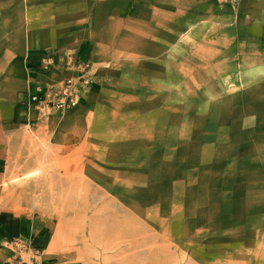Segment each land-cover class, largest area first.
I'll use <instances>...</instances> for the list:
<instances>
[{
  "label": "rangeland",
  "instance_id": "1",
  "mask_svg": "<svg viewBox=\"0 0 264 264\" xmlns=\"http://www.w3.org/2000/svg\"><path fill=\"white\" fill-rule=\"evenodd\" d=\"M226 26H194L169 55L132 54L127 72L118 55L100 61L104 33L91 57L74 51L78 34L44 51L64 78L87 62L90 83L62 111L22 102L4 187L45 225L33 260L150 264L160 247L170 264H264V0Z\"/></svg>",
  "mask_w": 264,
  "mask_h": 264
},
{
  "label": "crops",
  "instance_id": "2",
  "mask_svg": "<svg viewBox=\"0 0 264 264\" xmlns=\"http://www.w3.org/2000/svg\"><path fill=\"white\" fill-rule=\"evenodd\" d=\"M73 0L67 12L61 0H0V264L33 249L31 260L44 251V226L33 215L12 209L4 184L13 138L22 129L26 96L36 85L45 89L61 82L62 69L52 64L47 49H63L65 34H78L74 48L91 57L104 33L103 47L121 57L120 70L128 71V56L153 50L158 57L177 47L180 36L203 23H234L243 8L256 0ZM86 7L87 10H86ZM67 13V18H66ZM99 19V20H98ZM100 26L99 28L97 26ZM169 55V54H168ZM127 56V58H125ZM170 62V60H167ZM112 71L118 67L111 65ZM17 239L22 244L11 243ZM41 246L38 248L35 246ZM41 252V255H42ZM40 264H82L77 259L43 257Z\"/></svg>",
  "mask_w": 264,
  "mask_h": 264
},
{
  "label": "built area",
  "instance_id": "3",
  "mask_svg": "<svg viewBox=\"0 0 264 264\" xmlns=\"http://www.w3.org/2000/svg\"><path fill=\"white\" fill-rule=\"evenodd\" d=\"M232 2L237 3L238 0H232ZM78 71L71 76L64 78L61 82L56 85L50 84L45 89L40 85L34 87V92L31 93L30 100L32 103H45L51 105L57 111H62L63 109L74 105L81 93L88 87L90 83V78L87 75L85 68L88 67L87 62H79ZM11 243L22 244V242L17 239H13ZM34 253H38L37 249H33ZM7 264H40L35 260H26L22 257H12Z\"/></svg>",
  "mask_w": 264,
  "mask_h": 264
},
{
  "label": "bare ground",
  "instance_id": "4",
  "mask_svg": "<svg viewBox=\"0 0 264 264\" xmlns=\"http://www.w3.org/2000/svg\"><path fill=\"white\" fill-rule=\"evenodd\" d=\"M108 221V220H107ZM100 224V221L94 222L98 228L96 229L99 233H113L115 230V222L108 224V222ZM130 222V221H129ZM122 223V222H120ZM144 230V229H142ZM171 252V251H170ZM146 258L150 261V264H170L171 263V254L161 249L160 247H153L146 252ZM138 261V260H137ZM135 262V264L137 263Z\"/></svg>",
  "mask_w": 264,
  "mask_h": 264
}]
</instances>
